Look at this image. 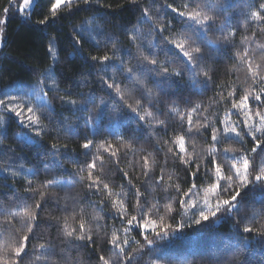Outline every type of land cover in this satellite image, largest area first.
I'll list each match as a JSON object with an SVG mask.
<instances>
[{
    "label": "trees",
    "instance_id": "1",
    "mask_svg": "<svg viewBox=\"0 0 264 264\" xmlns=\"http://www.w3.org/2000/svg\"><path fill=\"white\" fill-rule=\"evenodd\" d=\"M57 1L0 0V264H264V0Z\"/></svg>",
    "mask_w": 264,
    "mask_h": 264
},
{
    "label": "rangeland",
    "instance_id": "2",
    "mask_svg": "<svg viewBox=\"0 0 264 264\" xmlns=\"http://www.w3.org/2000/svg\"><path fill=\"white\" fill-rule=\"evenodd\" d=\"M34 1L35 0H12V3H13V7L19 12V14L21 15V17H24L25 15H27V13H28V11L30 10V8H31V6L33 5V3H34ZM73 1H75V0H58L57 1V4H56V8H58V7H60V6H62L63 4L65 5V3H69V2H73ZM85 26L86 27H89L88 25H86L85 24ZM263 26V25H262ZM262 26H258L259 27V29H258V31L259 32H262V31H264V28H262ZM85 27V28H86ZM247 29L243 26V31H246ZM259 34V33H258ZM1 37H3L2 36V34L0 33V42H1ZM252 42V43H251ZM1 44V43H0ZM258 44L256 43V41H255V39L254 38H252L251 40H250V47H251V50H253L256 46H257ZM192 50V49H191ZM192 51H194V50H192ZM262 54L261 53H259L258 55H256L254 58H252L251 60H248L247 61V63L245 64V66L243 67V69L246 71V69H247V67L249 68V70H252L253 72H257V70L261 67L260 66V64L262 63V56H261ZM206 57H207V59L209 60V61H211L212 59H214L215 57H212L211 55H207L206 54ZM53 59H55L54 57H53ZM208 60H205V61H208ZM204 61V62H205ZM249 63V64H248ZM247 64H248V66H247ZM137 73H138V71H137ZM134 81H135V79H134ZM115 84H117V83H115ZM118 85V88L120 89V84L118 83L117 84ZM141 87V86H140ZM111 89L112 90H114V88L113 87H111ZM140 89V88H139ZM39 97V96H38ZM40 99H39V102H37V100H36V102L37 103H39L40 104V102H41V104L43 103L44 104V98L43 97H39ZM252 118V117H251ZM249 120H250V123H251V125L252 126H256V125H259V119H256V120H251L250 118H249ZM27 122H31V119L28 117L27 118ZM241 169L244 171L245 170V163L244 164H242L241 165ZM209 192H206V194H208ZM211 193H213V192H211Z\"/></svg>",
    "mask_w": 264,
    "mask_h": 264
}]
</instances>
